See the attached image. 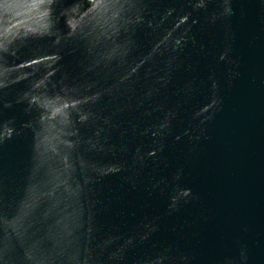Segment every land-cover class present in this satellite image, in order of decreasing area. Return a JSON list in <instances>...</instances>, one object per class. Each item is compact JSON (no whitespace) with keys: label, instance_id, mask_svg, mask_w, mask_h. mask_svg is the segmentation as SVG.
<instances>
[{"label":"water","instance_id":"water-1","mask_svg":"<svg viewBox=\"0 0 264 264\" xmlns=\"http://www.w3.org/2000/svg\"><path fill=\"white\" fill-rule=\"evenodd\" d=\"M0 264H264V0H0Z\"/></svg>","mask_w":264,"mask_h":264}]
</instances>
